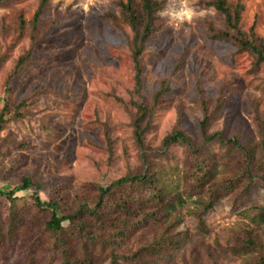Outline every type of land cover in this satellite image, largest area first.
<instances>
[{"label": "rangeland", "instance_id": "rangeland-1", "mask_svg": "<svg viewBox=\"0 0 264 264\" xmlns=\"http://www.w3.org/2000/svg\"><path fill=\"white\" fill-rule=\"evenodd\" d=\"M45 1L37 23L34 15L42 0L0 3V190L9 192L27 178L38 186L42 201L57 200L62 211H73L80 203L92 207L97 188L141 170L143 155L161 187L175 196L171 215L93 247L89 256L76 247L73 261L255 264L258 252L234 255L231 249L243 232H250L264 249V220L259 216L264 181L256 180L248 191L239 187L222 194L203 212L207 194L190 190L184 180L190 149L173 145L160 157L149 155L162 151L163 139L176 131L200 146L205 103L207 135L237 138L264 166V64L257 65L231 42L214 38L224 22L209 6L212 0H156L154 30L140 57L138 96L133 35L120 19V4L126 0ZM226 1L242 5V31H252L264 42V0ZM185 7L197 13L191 22L170 19ZM162 90L150 118L141 124L147 125L142 154L134 136L140 116L134 104L151 108ZM206 149L217 165L218 182L236 178L226 167L245 164L236 149L228 152L216 143ZM34 192L33 187L14 195L21 223L14 242L0 247V264H63L60 250L40 236L49 214L36 209ZM9 207L0 197L3 235ZM153 247L155 254L138 253ZM135 255L139 263L132 261Z\"/></svg>", "mask_w": 264, "mask_h": 264}, {"label": "trees", "instance_id": "trees-1", "mask_svg": "<svg viewBox=\"0 0 264 264\" xmlns=\"http://www.w3.org/2000/svg\"><path fill=\"white\" fill-rule=\"evenodd\" d=\"M6 0H0V3ZM42 0L37 12L34 15V23H37L45 4ZM209 6L213 8L223 18L224 29L218 32L214 38L231 42L239 52L248 53L253 57L257 65L264 64V42L256 38L252 31L245 33L240 27L241 13L243 7L240 4L230 5L226 0H212ZM159 10V4L156 0H126L120 4V19L130 28L133 35L132 38V58L135 68V93L139 96L142 91V68L140 57L143 47L154 30L155 14ZM113 21L114 16L110 17ZM27 57L20 58L16 65L19 70ZM158 93L154 97L151 108L144 104H134L140 115L134 123V136L136 144L139 146L142 154L146 153L143 146V135L147 129V125L142 127L144 119L150 118V114L158 102ZM219 102V101H218ZM203 120L200 123L203 141L198 147H195L191 139L184 133L176 131L165 137L162 141V151H157L150 157H160L164 155L166 150L173 145L185 146L190 149L191 161L186 166L184 180L190 190H195L207 194V201L203 203V212L210 210L222 196L233 192L239 187L244 191H248L256 180L264 181V176L259 175L257 171L264 172V166L258 164V160L254 159L253 151L244 148L237 138L226 139L220 133L207 135L206 126L209 120V113L206 104L202 107ZM0 122H3L0 115ZM216 143L221 147L229 148L228 152L235 150V154L239 153L243 157L244 165L238 169L232 170L226 167L229 173L234 171L237 173L236 178H228L222 182L216 181L217 165L215 161L208 155L207 145ZM264 146V139H262ZM146 157V156H145ZM143 155L141 170L136 173L127 175L119 180L112 182L107 187L97 188V198L92 207L85 203H80L77 209L73 211H62L57 200L42 201L38 197V186L33 184L29 179L25 178L20 185L14 187L11 191L5 192L0 190V197H4L8 203V227L3 235L0 230V247L11 245L16 239L20 226V217L16 209V201L14 197L16 192L28 191L35 188L32 195L34 206L43 213H48L49 218L44 223V230L40 234L42 238H46L51 242L54 248L59 249L62 254L63 264H77L73 261L76 247L84 254L89 256L90 249L98 245L111 244L115 238H126L132 230H137L138 226L149 220L157 222V217H168L174 210V195L168 193L159 184V179L155 173L149 168L147 157ZM146 165V166H145ZM262 170V171H261ZM260 219L264 220V208L260 210ZM138 220L134 223L133 221ZM64 223H67L64 226ZM132 224V227L130 226ZM200 226L203 227L202 222ZM116 236V237H114ZM242 238L238 239L236 247L231 249L234 255H246L258 252L255 264H264V249L258 243L250 232H243ZM41 239V238H40ZM111 242V243H110ZM176 244L170 241V244ZM32 247V244L30 245ZM158 250L153 248L142 249L138 253L155 254ZM149 253V254H150ZM139 256L135 255L132 261L139 260ZM138 262V261H136ZM139 263V262H138ZM111 264H118L116 258Z\"/></svg>", "mask_w": 264, "mask_h": 264}, {"label": "clouds", "instance_id": "clouds-1", "mask_svg": "<svg viewBox=\"0 0 264 264\" xmlns=\"http://www.w3.org/2000/svg\"><path fill=\"white\" fill-rule=\"evenodd\" d=\"M88 3H92V0H88ZM85 8H87V5H85ZM163 14L164 13H161V15ZM196 15L197 13L194 11L193 8L185 7L183 11L171 13L170 19L181 23H183L184 21L191 22L193 17Z\"/></svg>", "mask_w": 264, "mask_h": 264}]
</instances>
